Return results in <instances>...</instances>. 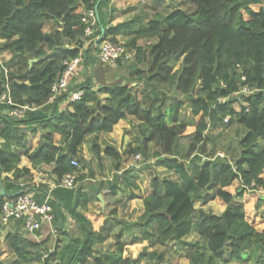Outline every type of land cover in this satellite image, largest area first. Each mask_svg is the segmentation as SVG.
Here are the masks:
<instances>
[{"label": "trees", "instance_id": "trees-1", "mask_svg": "<svg viewBox=\"0 0 264 264\" xmlns=\"http://www.w3.org/2000/svg\"><path fill=\"white\" fill-rule=\"evenodd\" d=\"M173 1L191 5L194 11L177 7L166 15L156 13L145 20L142 14L109 25L113 15L109 14L106 23V0H0V51L12 55L7 64L16 62L20 67L19 58L25 54L39 64H27L23 72L8 71L6 77L3 68L0 70V95L7 88L11 99L10 104L0 103V176L11 175L0 177V214L4 201L17 191L48 192L40 184L18 185L20 178L31 174L28 168H18L21 157L33 169L48 167L56 184L48 200L52 227L61 243L49 252V228L40 241L19 230L8 232L4 241L13 259L4 262L0 257V264L54 259L55 264L89 263L94 245L102 241L99 226L104 214L78 212L77 208L86 209L87 192L81 184L64 188L61 181L67 174H75V182L84 179L82 168L73 167L70 161L74 158L85 167L81 148L86 136L109 134L120 120L131 117L138 121L139 141L127 152L146 157L148 144L154 142V165L177 179L152 177V190L142 199V213L132 222L117 220L120 229L114 236L115 250L94 257L92 264L161 262L168 243H181L193 232L199 240L188 244V264H264V229L255 228L264 222L258 214L264 208V0ZM89 9L95 11L96 30L84 48L81 18ZM48 20L58 26L52 34L42 31ZM100 27L102 39L116 42L118 36L127 38L124 47L133 56L118 59L115 66L125 68L126 75L109 83H96L87 76L68 88L81 92L77 101H69L66 92L53 96L51 87L63 72L65 60L80 55L85 64L94 61L91 51H96ZM139 39L153 42L144 49L137 44ZM72 42L71 48L65 47ZM243 87L247 93L240 92ZM19 106L33 110L15 118L11 111ZM181 108L189 114L182 122ZM189 123L194 129L183 150L180 139ZM232 126L244 131L237 151L225 148L223 157L214 150L206 151V142L215 138L208 134L209 129ZM37 134V144L29 147V138ZM103 145L93 141L92 155L98 163L102 156L111 159L115 171H120L121 152L109 143ZM202 156L207 159L199 167ZM132 171L98 182L95 191L106 187L115 196L119 178L127 192L137 189ZM234 181H238L236 186H232ZM248 192L254 195L252 206L248 205L252 200ZM209 195L222 208L219 214L195 207ZM68 217L73 221L71 229L67 228ZM126 232H136L137 242L149 244L136 259L122 255L121 240Z\"/></svg>", "mask_w": 264, "mask_h": 264}, {"label": "rangeland", "instance_id": "rangeland-1", "mask_svg": "<svg viewBox=\"0 0 264 264\" xmlns=\"http://www.w3.org/2000/svg\"><path fill=\"white\" fill-rule=\"evenodd\" d=\"M139 15L144 14L143 12H138ZM143 16V15H142ZM118 42L121 44H125L126 40L122 37L117 39ZM153 42V40H144V39H139L137 41V44L142 46L144 49H146L147 44ZM48 52V51H47ZM60 57V55H57ZM91 56L94 58V61L85 64L84 62L81 61V63L77 67L76 73L73 75V78L70 81V87H74L77 84L81 83L87 76H91L93 78V81L96 83H109V82H114L117 81L121 78V76L126 75V69L125 68H117V67H106L103 65H100L96 59V51H91ZM7 59V58H6ZM22 59V60H21ZM20 60V67L17 65L18 63L14 62L11 64L10 68H12V71L15 70L16 72H19L20 70L23 72L27 64L28 66L30 64L35 65L34 67L38 66L39 64L37 63V60L32 57L29 54H25L22 57L19 58ZM14 61V59H13ZM58 61L60 62V58H58ZM18 62V61H17ZM13 65H17V69H14ZM140 86V85H139ZM140 89V87H139ZM179 96V95H176ZM102 97V96H101ZM139 98H143V96H138ZM64 105V104H63ZM188 112L184 110V108H181L180 110V121L182 122L183 120L188 119ZM190 125H187V128L183 132L184 136L181 137L180 139V145L182 149L186 147L190 140V134L193 132V125L189 123ZM118 127H114V130L110 132L109 134L103 135V137H95V135H88L87 139H85V144L81 148V157L85 161L83 167V162H79V169H81L80 174H83L85 177L82 181H77V184L83 185V189L88 192L91 188H93V182L98 184V182L102 181L103 177L109 178L113 176L114 173V163L111 159L102 156L100 159V162L98 163L96 158L92 155L91 149H90V144L95 141V138L100 141V143H109L113 146L116 147L117 150H119L122 153V168L123 170H133L134 174H136V183L138 185V191L140 194H149L151 192V187H150V179L152 177H157L158 179L162 178H171V179H177L176 175H174L172 172H168L165 169L161 167H157L154 165V158H153V152L156 150V145L154 142H151L148 144V152L147 156H143L139 153L138 158L135 156L137 154H129L127 150L129 148L136 146V144L139 141V133H138V121L135 120L134 118H127L124 123H122L121 128L119 131H116ZM119 133L122 134L121 138V144H118V137ZM208 134H211L213 137H215L213 140L214 141H207L205 144V149L206 151L214 150L216 153H220V155L225 156V148H229L231 152L237 151L238 148V141L242 139V136L244 135V131L237 126H232L229 128L225 129H209ZM101 136V135H98ZM37 138V137H36ZM204 157V156H202ZM230 158V157H229ZM213 159V157H212ZM204 163V160L200 158L199 160V167L202 166ZM49 168L45 166H41L39 169H31V177L27 176L20 179L19 183L22 185L24 184L27 187H35L36 185H41L42 182L44 181L45 184H47L48 179L52 177L49 175ZM192 173V172H190ZM90 174H92L90 176ZM4 175V174H3ZM193 176V175H192ZM49 177V178H48ZM194 177V176H193ZM195 178V177H194ZM86 179V180H85ZM94 180V181H92ZM120 180H122L120 178ZM43 183V184H44ZM121 184V183H120ZM238 184V181H234L232 183V186H236ZM123 185V184H122ZM121 185V186H122ZM124 187V186H123ZM107 191L108 189L105 187L101 191ZM123 191L127 192V189H123ZM129 191L132 194H139L135 189H129ZM101 192V193H102ZM125 192L119 191V200L121 203H119L117 206V209H114L113 213H107L109 214V219L110 217H113L112 221L114 223L113 225L110 226L107 224L108 229L104 232V235H107V238L104 240V242H100L94 245L93 247V255L89 259V263L87 264H92L94 262V257L97 256L98 254H106L110 252L111 249H114V236L120 229V226L118 224H115L117 220H130L132 215L137 214V212L140 214L142 210V203H140V195H136V198L132 201L129 202H123V198L125 197ZM249 194H252L249 202V206L253 205L254 202V195L253 193L248 192ZM261 194V193H259ZM258 194V195H259ZM94 196V195H93ZM95 197V196H94ZM96 202V201H95ZM98 203V202H97ZM95 203V204H97ZM130 205H127V204ZM98 206V205H97ZM247 207V204L245 205ZM127 207V208H126ZM196 208H202L204 211L208 212H213L215 214H219L222 211V208L219 207L212 199L211 195L208 196L207 201L204 203L201 202H196L195 203ZM132 210L130 211V209ZM117 211V212H116ZM258 214L260 215L261 218L264 219V208H259L258 209ZM106 213V212H105ZM104 214L107 215V214ZM121 218V219H120ZM136 219L137 216H134ZM112 220V219H111ZM119 226V227H117ZM113 228V229H112ZM255 228L257 230H262L264 228V222L262 224L255 225ZM4 227L1 229L2 237H0V257L4 262H9L11 261L10 256H7L4 249V241L3 237L5 235ZM136 233V232H135ZM135 236H130V235H125L122 238V242L124 243V249L122 252V255L124 258H130V259H136L138 254L143 250L144 246H148L149 244L146 241H138V239H134ZM199 240V236L196 232H193L186 238H184L181 243H176L172 242L168 243L167 248L165 249L163 253V260L161 262L154 260H149V259H144L141 260L138 264H188L187 260L185 259V253L187 250H189L188 244L190 242H195ZM135 241L134 244L132 242ZM62 242V241H61ZM55 244H59L61 246V243H58L57 241L53 242V238L49 236V242H48V249L51 250ZM157 251H162V248L155 247ZM151 249H147L146 252H149ZM225 252L227 253L228 248L227 246L224 247ZM228 264H240L238 262H230Z\"/></svg>", "mask_w": 264, "mask_h": 264}, {"label": "built area", "instance_id": "built-area-1", "mask_svg": "<svg viewBox=\"0 0 264 264\" xmlns=\"http://www.w3.org/2000/svg\"><path fill=\"white\" fill-rule=\"evenodd\" d=\"M82 23L85 25L83 38L85 42L88 38L92 37L96 30V14L93 9H89L84 13L81 18ZM96 47V57L98 61L103 66L115 67L118 59L123 57L129 58L133 56V51H129L124 47V44L116 41H110L108 39H102L100 42L95 44ZM81 63V56L75 57L71 60H65L63 62L64 70L61 73L60 77L51 87V92L53 96H56L59 93L66 92L67 98L69 101H77L80 96V91H70V79L74 75V72L78 65ZM3 73L5 77L7 76L8 71L3 68ZM241 93H247L248 90L246 87H243L240 91ZM11 103L8 89L6 88L5 92L0 95V103ZM26 110H33L28 106H19L11 111V115L15 118H21ZM227 121V118L224 119V122ZM219 157H223L220 153L216 154ZM136 158L139 157L137 154ZM202 160L207 159L201 157ZM70 164L73 167H79L78 161L76 159H71ZM75 174H67L63 177L61 185L64 188L71 189L75 187ZM46 196V195H45ZM50 196H47L41 201L38 202L34 196L33 192H25L22 190V193L9 198L4 201L1 208L0 214V224L6 225L8 223L17 224L21 229L22 234L24 235H35L39 232L43 225H47L49 228V236L53 238V242L56 241V238H59L58 232L55 228L52 227L53 214L51 206L48 202ZM55 244V243H54ZM52 250V249H51ZM49 250V252L51 251ZM48 253L43 256L45 258ZM56 259L45 263L44 261L38 264H55Z\"/></svg>", "mask_w": 264, "mask_h": 264}, {"label": "crops", "instance_id": "crops-1", "mask_svg": "<svg viewBox=\"0 0 264 264\" xmlns=\"http://www.w3.org/2000/svg\"><path fill=\"white\" fill-rule=\"evenodd\" d=\"M106 2H107L106 6L104 8V12H105L104 19H105V22L107 23L109 21V19H108L109 14L113 15V19H112V21H110L109 25H115V24L123 22V21H125V20H127V19H129L131 17L137 16V15H139L138 12L139 13L143 12L145 14L143 17H144L145 20H147V19L152 18V16L154 14H156V13H160L162 15H166L172 9L177 8V7L178 8H182L184 10H187L188 12L194 11V7L193 6L188 5L186 3H183V2H177V1H173V0H106ZM57 29H58V26L56 24H54L52 21H50V20L45 21L43 23V25H42V31L45 32V33H48V34H52ZM122 37L123 36H118L117 39L122 38ZM123 38L125 40H127L126 37H123ZM0 44H2V42ZM73 45H74V42H72L70 45L66 44L65 47L71 48ZM87 46H88L87 41L86 42L84 41V48H86ZM11 56H12L11 53H9L8 51H0V70H1V68H5L7 71H12V68H10L11 65L7 64V62L10 60ZM15 60H17V59H15ZM12 63L13 62H11V64ZM17 65H13L14 69H17ZM13 71H15V70H13ZM72 78H73V76L71 77V79ZM71 79H70V81H71ZM124 121L125 120H120L114 126V127H118L117 129H115L116 131H119V129L121 128L122 123H124ZM114 127H113V130H114ZM38 134L35 137H30L29 138V141H28V146L29 147L33 148L37 144L38 136H39ZM99 135H101V136L95 135V137L101 138L105 134H99ZM121 138H122V134L119 133L118 144H121ZM85 139H87V136L84 138V140ZM97 139L95 138V141L98 144H101V147L103 148L104 145L102 143H100V141H98ZM1 142H2V140L0 139V144H1ZM84 144H85V141H83L82 147H83ZM90 149H91V144H90ZM122 163H123V161H122ZM18 168H28L30 170V172H31L32 166L29 164V162L25 158L21 157L20 162L18 164ZM122 171H124L122 167H121L120 171H115V169H114L113 175L114 174H120ZM4 176L11 177L10 174H4V175L1 174L0 177L3 178ZM27 176L31 177V174H29V175L26 174L25 177H27ZM22 178H20V179H22ZM112 178H113V176H111L109 178L103 177L102 181L103 182H108L109 180L111 181ZM19 180L17 181L18 185L24 186V184L22 185L21 183H19ZM46 181H48L47 184H45L44 181H43L41 185H43V186H45L47 188V190H48L47 194L49 195V192L56 187V184H55L53 179L51 180V178L46 180ZM92 181H94V180H92ZM93 183L95 184V182H93ZM117 183H119L120 189L117 191L115 196H111L109 194L108 190L107 191L104 190L103 192L101 191L102 193L101 192H96L95 188L97 187L98 184H96V186L93 184V188H91L87 192V195L89 197V202H88V204L86 206V209L85 210H81V209L77 208V211L82 213V214H87V213H91V212L92 213H102V212L105 213L106 212L105 214H107V213L112 214L113 213L112 211H114V209H117V207H118L117 205L119 203H121L119 198H118L119 197V191L125 192V191H123L124 187L122 185V180H120V178L118 179ZM76 184H77V182H75V186H76ZM137 189H138V187H137ZM137 189H135V190L137 191V193H139V191ZM31 192H33L35 198L39 199V200H43L47 196V194L45 196L43 193H40L37 190L31 191ZM98 195H100L101 200L103 201V203L98 198ZM136 195H140V198H139L140 203H142V199L146 196V194H144V195H142L140 193L136 194V192H135V194H132L130 191L129 192H125V197L123 198L122 203L134 200L136 198ZM95 203H97V204H95ZM127 205H130V204L128 203ZM131 210H132V208L130 209V211ZM141 213H142V210H141ZM140 214L137 212V214L132 215L131 219L128 220V221H131V222L135 221L136 219L134 218V216L138 217ZM108 215L109 214L104 216V221L99 226V233L102 236V241L101 242H104V240L107 238V235H104V232L106 231V229H108L107 224L110 225V226L113 225V227H114V223L112 221H115V220H113V217H110V219H109ZM125 221H127V220H125ZM67 222H68L67 223V228L71 229L73 221L71 219H69V217H68L67 218ZM115 224H118L117 221L115 222ZM119 226H117V227H119ZM3 227H4V230H6L5 231V235L8 232H11V231H14V230H19L20 233H22V231L18 227V225L14 224V223H8L6 225H1V229H3ZM47 229H48V226L47 225H43L42 229L39 232H37L35 235H25V236H31L34 240L40 241V240L44 239L45 237H47V232H48ZM2 234L3 233H1V237H2ZM127 234L132 237V236H136L137 233H133V235H131L128 232H126L124 234V236L127 235ZM5 235H4V237H5ZM4 237H3V241H4ZM3 250L5 251L7 256H10V258L12 260L13 259V254L8 249L5 241H4V249ZM114 250H115V246H114V249L110 250V252H112ZM98 255H100V254H98ZM97 256H95V257H97Z\"/></svg>", "mask_w": 264, "mask_h": 264}, {"label": "water", "instance_id": "water-1", "mask_svg": "<svg viewBox=\"0 0 264 264\" xmlns=\"http://www.w3.org/2000/svg\"><path fill=\"white\" fill-rule=\"evenodd\" d=\"M96 8V7H95ZM101 28V34H100V36L95 40V44H97L98 42H100L101 40H102V33H103V28L102 27H100ZM22 193V191H17V192H15L14 194H13V196H17V195H19V194H21ZM1 194H3V191H1ZM98 198L101 200V197H100V195H98ZM101 202L103 203V201L101 200Z\"/></svg>", "mask_w": 264, "mask_h": 264}]
</instances>
